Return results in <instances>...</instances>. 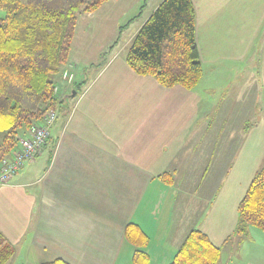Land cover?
Returning a JSON list of instances; mask_svg holds the SVG:
<instances>
[{
    "label": "crops",
    "instance_id": "1",
    "mask_svg": "<svg viewBox=\"0 0 264 264\" xmlns=\"http://www.w3.org/2000/svg\"><path fill=\"white\" fill-rule=\"evenodd\" d=\"M192 2L199 84L192 91L164 88L136 75L126 55L117 54L83 78L70 113L57 114L40 155L0 187V233L15 248L7 264H132L135 248L124 238L130 223L148 239L142 250L150 264H170L192 230L221 248L219 264H264V233L250 228L233 235L241 198L225 182L240 167L247 175L262 167L264 140L259 160L246 154L256 142L248 148L244 142L254 124L242 143H232V155L224 154L222 131L232 123L234 101L224 104L220 94L238 88L233 71L252 60L264 94V0ZM68 63L77 66L75 59ZM255 69L247 67V77ZM57 86L62 99L73 91L60 79ZM166 173L172 183L161 178ZM245 241L250 257L241 255Z\"/></svg>",
    "mask_w": 264,
    "mask_h": 264
},
{
    "label": "trees",
    "instance_id": "2",
    "mask_svg": "<svg viewBox=\"0 0 264 264\" xmlns=\"http://www.w3.org/2000/svg\"><path fill=\"white\" fill-rule=\"evenodd\" d=\"M108 1L0 0V161L11 156L18 139L26 137L32 126L40 125L47 112L56 110L63 117L70 113V104L85 83H75L74 77V96L64 99L54 89L58 91L61 72L71 64L68 59L77 18ZM195 18L192 0H162L132 38L127 66L164 88L192 91L203 76ZM161 178L173 181L169 173ZM237 213L234 236L242 237L250 228L264 233V165L248 184ZM124 238L135 248L132 264H150L142 250L148 239L140 228L128 224ZM14 255L15 248L0 233V264H7ZM220 259L221 248L203 232L192 230L170 264H219ZM41 264L68 263L54 259Z\"/></svg>",
    "mask_w": 264,
    "mask_h": 264
},
{
    "label": "rangeland",
    "instance_id": "3",
    "mask_svg": "<svg viewBox=\"0 0 264 264\" xmlns=\"http://www.w3.org/2000/svg\"><path fill=\"white\" fill-rule=\"evenodd\" d=\"M160 1L161 0H147L145 3V0H109L93 13L80 14L76 21L74 37L71 43V46L73 43L74 45L73 48H70L71 50L69 52V59H75L77 64L75 70V83H81L82 79L85 77L92 78L99 69V66H102L108 59L109 54H117L122 57L125 56L130 42L138 28H140L147 16L155 10ZM143 5L144 8L140 16L129 23L130 20L134 19V17L139 14L140 8ZM120 30L122 31L121 33ZM259 54L260 42L257 41L255 44V58H257ZM253 66L256 68L255 75L249 78L247 76H249L250 72H247V67H249L251 71ZM256 71L257 63L255 60L246 62L243 66L241 64L238 70L233 71V85L238 81V88L234 87L229 93L227 91H220V94L223 96L221 101L224 104H227L230 99L234 101V109L230 111L229 114L232 123L229 125L224 124L225 127L222 131V136L225 138L223 144V147L226 149L224 152L225 155H232V151L228 150L232 147V143L237 141V139L242 143V138H246L247 136L248 128H252L254 124H257L258 127L250 133L248 140L244 142L247 143L246 147L248 148V143L255 140V145H251L246 149V154L255 152L256 158L258 157V160L260 158L257 154L261 152L264 140V94L261 92L260 87H258V76L256 75ZM236 75L238 78L235 80ZM237 93L239 97L238 103H236ZM68 95H71V93L69 92ZM213 99L217 100L215 96H213ZM252 104L255 106L253 116L251 115ZM224 115L226 114L224 113ZM212 116L216 118L214 114H212ZM221 119L224 121L226 120L225 118ZM218 120L217 122H219ZM46 153L47 151L42 156L43 158ZM229 161L230 160H226V162ZM212 163H214V159ZM263 165L264 160L262 166ZM255 173L256 171H252L250 175H247V172L240 167L233 175L231 172L226 176L225 182L230 180L229 183L232 182L235 185L234 195L236 196L237 194L238 198H242ZM251 229L257 232L259 231L255 228ZM259 233L262 232L259 231ZM258 246H261V243H257L255 247ZM250 249L251 245L245 241L240 249L241 255L244 257L252 256L249 253ZM227 250L228 249L224 247L222 250L223 254H225Z\"/></svg>",
    "mask_w": 264,
    "mask_h": 264
},
{
    "label": "built area",
    "instance_id": "4",
    "mask_svg": "<svg viewBox=\"0 0 264 264\" xmlns=\"http://www.w3.org/2000/svg\"><path fill=\"white\" fill-rule=\"evenodd\" d=\"M76 68L74 64H67L61 72V79L66 85L70 86L74 81ZM56 92L57 88L54 89V93ZM56 117V110L47 112L40 125L32 126L26 137L18 139L17 147L11 156L0 161V187L9 184L11 179L45 146Z\"/></svg>",
    "mask_w": 264,
    "mask_h": 264
},
{
    "label": "water",
    "instance_id": "5",
    "mask_svg": "<svg viewBox=\"0 0 264 264\" xmlns=\"http://www.w3.org/2000/svg\"><path fill=\"white\" fill-rule=\"evenodd\" d=\"M72 96H74V92L72 93ZM41 151L38 153L40 155Z\"/></svg>",
    "mask_w": 264,
    "mask_h": 264
}]
</instances>
